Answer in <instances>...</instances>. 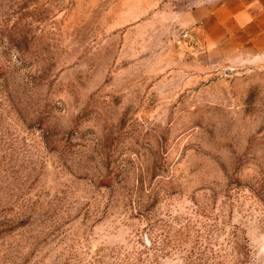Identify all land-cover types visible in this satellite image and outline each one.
<instances>
[{
	"label": "rangeland",
	"instance_id": "1",
	"mask_svg": "<svg viewBox=\"0 0 264 264\" xmlns=\"http://www.w3.org/2000/svg\"><path fill=\"white\" fill-rule=\"evenodd\" d=\"M172 6L0 0V264H264V57Z\"/></svg>",
	"mask_w": 264,
	"mask_h": 264
},
{
	"label": "crops",
	"instance_id": "2",
	"mask_svg": "<svg viewBox=\"0 0 264 264\" xmlns=\"http://www.w3.org/2000/svg\"><path fill=\"white\" fill-rule=\"evenodd\" d=\"M174 18L209 63L264 57V0H172Z\"/></svg>",
	"mask_w": 264,
	"mask_h": 264
},
{
	"label": "built area",
	"instance_id": "3",
	"mask_svg": "<svg viewBox=\"0 0 264 264\" xmlns=\"http://www.w3.org/2000/svg\"><path fill=\"white\" fill-rule=\"evenodd\" d=\"M184 36H185V37H187V36H188V34H187V33H185V34H184Z\"/></svg>",
	"mask_w": 264,
	"mask_h": 264
}]
</instances>
